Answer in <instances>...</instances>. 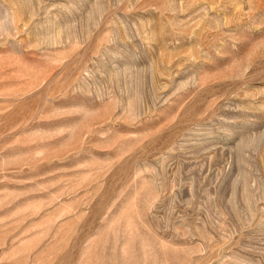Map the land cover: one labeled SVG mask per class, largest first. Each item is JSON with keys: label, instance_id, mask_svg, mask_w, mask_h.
Returning a JSON list of instances; mask_svg holds the SVG:
<instances>
[{"label": "rangeland", "instance_id": "374dc122", "mask_svg": "<svg viewBox=\"0 0 264 264\" xmlns=\"http://www.w3.org/2000/svg\"><path fill=\"white\" fill-rule=\"evenodd\" d=\"M0 264H264V0H0Z\"/></svg>", "mask_w": 264, "mask_h": 264}]
</instances>
